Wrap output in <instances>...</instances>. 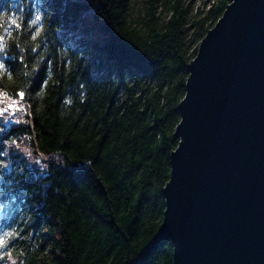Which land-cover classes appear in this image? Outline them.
Instances as JSON below:
<instances>
[{
    "label": "trees",
    "instance_id": "1",
    "mask_svg": "<svg viewBox=\"0 0 264 264\" xmlns=\"http://www.w3.org/2000/svg\"><path fill=\"white\" fill-rule=\"evenodd\" d=\"M229 3L94 0L93 27L109 35L91 53L73 54L56 34L87 5H71L56 22L42 16L30 25L34 14L15 11L0 19V89L26 93L19 122L0 120V233L16 234L0 264H171V243L153 240L177 106L187 65ZM13 19L21 27L10 26ZM98 53L100 71L112 67L118 76L92 77ZM58 159L87 167L57 170Z\"/></svg>",
    "mask_w": 264,
    "mask_h": 264
},
{
    "label": "water",
    "instance_id": "2",
    "mask_svg": "<svg viewBox=\"0 0 264 264\" xmlns=\"http://www.w3.org/2000/svg\"><path fill=\"white\" fill-rule=\"evenodd\" d=\"M187 72L153 241L171 264H264V0H230Z\"/></svg>",
    "mask_w": 264,
    "mask_h": 264
},
{
    "label": "clouds",
    "instance_id": "3",
    "mask_svg": "<svg viewBox=\"0 0 264 264\" xmlns=\"http://www.w3.org/2000/svg\"><path fill=\"white\" fill-rule=\"evenodd\" d=\"M236 2V0H235ZM58 4L59 7L56 9H50L49 5ZM83 4L86 7L81 8L72 19L71 23L67 26L62 23H58L59 31L56 33L58 36H62L67 41L68 47L71 52H94L99 50V42L103 35H109L106 32L97 30L93 27L96 22L97 8L99 4L94 5V0H36V4L33 5V0H0V19L7 20L8 15L12 12H19L25 16H44L51 17L52 21L56 22L59 18L69 11L71 5ZM56 15H53V12ZM103 60L102 54H97L95 59H90L92 66L91 75L94 78L110 80L112 77H116L119 73L111 68H106L104 71H100V64ZM131 71L130 69L128 70ZM50 78V77H49ZM79 96L80 93L77 92ZM83 99V97H81ZM69 166V165H68ZM64 167L63 161L58 159L55 162L57 170L63 169L65 171H71L72 169L78 168L80 170L85 169V164L71 165L70 167ZM47 178L46 175H39L35 179L42 180ZM39 187V185H38ZM52 185H46L42 189L43 195L46 198L49 188ZM39 207V206H38ZM35 234H33L34 236ZM29 247L31 245L29 244Z\"/></svg>",
    "mask_w": 264,
    "mask_h": 264
},
{
    "label": "snow or ice",
    "instance_id": "4",
    "mask_svg": "<svg viewBox=\"0 0 264 264\" xmlns=\"http://www.w3.org/2000/svg\"><path fill=\"white\" fill-rule=\"evenodd\" d=\"M42 19L40 16H36L34 19L29 21L30 25H36ZM10 26L19 28L21 25L16 20L8 21ZM6 31V30H5ZM41 29L36 28L34 30V34L32 35V39L36 40L40 35ZM4 51V37L0 35V53ZM0 74L6 76V69L3 63H0ZM10 79V78H9ZM26 93L21 90L15 92L14 95H10L7 91L0 89V120H3L5 124L12 122L18 123L19 121H14L13 117L17 114L24 113L25 108L22 107L23 102L25 100ZM13 143H16L13 141ZM16 234L14 232H4L0 233V260L4 259L3 253H5L11 243V241L15 238ZM9 256L12 253H8Z\"/></svg>",
    "mask_w": 264,
    "mask_h": 264
}]
</instances>
